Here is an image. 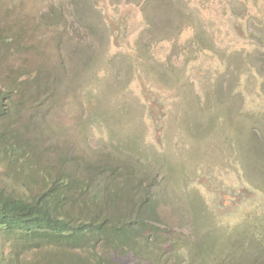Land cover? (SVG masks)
Returning a JSON list of instances; mask_svg holds the SVG:
<instances>
[{
  "label": "rangeland",
  "instance_id": "374dc122",
  "mask_svg": "<svg viewBox=\"0 0 264 264\" xmlns=\"http://www.w3.org/2000/svg\"><path fill=\"white\" fill-rule=\"evenodd\" d=\"M18 13L36 38L0 52V87L17 68L54 75L22 138L48 170L136 180L162 239L142 260L119 253L126 234L16 247L0 232V264H46L61 247L120 264H264V0H0V18ZM27 182L0 169V188L20 196Z\"/></svg>",
  "mask_w": 264,
  "mask_h": 264
},
{
  "label": "trees",
  "instance_id": "16d2710c",
  "mask_svg": "<svg viewBox=\"0 0 264 264\" xmlns=\"http://www.w3.org/2000/svg\"><path fill=\"white\" fill-rule=\"evenodd\" d=\"M33 24L22 19L19 13L10 20L0 18V52L4 58L19 52L22 46L26 47L29 38H36L30 36ZM17 70L14 80L4 88L0 87V169L8 168L13 174H24L26 182L30 171L37 170L42 186L39 191L28 193L27 188L34 183L32 178L31 182L23 184L20 196L0 188L1 234L18 247L21 243L30 246L72 242L109 231L121 236L126 234L121 240L117 237L120 240L119 253L147 259L153 249L150 239L162 237L159 230L149 227L143 220L146 189L126 173H118V169L105 170L109 173L106 181L101 177L91 181L85 178L90 171L84 166L63 173L42 167L37 160L40 155L38 144L22 138V131L32 128L30 121H22V113L43 103L54 75L48 66ZM30 85L34 89L28 93ZM133 229L143 230L147 235L131 240L130 231ZM61 248L52 251L58 252L56 261L51 258L46 264H120L111 255L99 254L93 248V251L82 252Z\"/></svg>",
  "mask_w": 264,
  "mask_h": 264
}]
</instances>
